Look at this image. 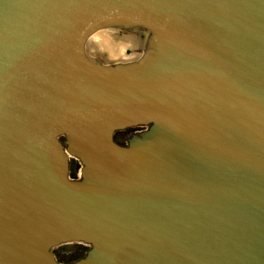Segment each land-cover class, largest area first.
<instances>
[{
	"label": "water",
	"instance_id": "water-1",
	"mask_svg": "<svg viewBox=\"0 0 264 264\" xmlns=\"http://www.w3.org/2000/svg\"><path fill=\"white\" fill-rule=\"evenodd\" d=\"M0 264H264V0H0Z\"/></svg>",
	"mask_w": 264,
	"mask_h": 264
},
{
	"label": "flooded vegetation",
	"instance_id": "flooded-vegetation-1",
	"mask_svg": "<svg viewBox=\"0 0 264 264\" xmlns=\"http://www.w3.org/2000/svg\"><path fill=\"white\" fill-rule=\"evenodd\" d=\"M141 128H128V129H125V130H123V131H118V132H116L115 133V138H116V140H117V142L119 143V144H121V145H124L125 144V139L127 138V137H129L132 133H135V132H137V131H139ZM126 130H128V133H126ZM71 161H73V159L72 158H70V162ZM71 163H69V165H70ZM79 172V170L78 169H72L71 168V165H70V176L71 177H74V178H76L77 176H78V172ZM77 172V173H76ZM59 262H62V261H59Z\"/></svg>",
	"mask_w": 264,
	"mask_h": 264
},
{
	"label": "rangeland",
	"instance_id": "rangeland-1",
	"mask_svg": "<svg viewBox=\"0 0 264 264\" xmlns=\"http://www.w3.org/2000/svg\"><path fill=\"white\" fill-rule=\"evenodd\" d=\"M71 168L78 169L80 168L79 162L77 160H74L70 162ZM78 172V171H77ZM76 172V173H77ZM74 246H71V243H65L58 246H55L52 248V252L55 255H69L70 253H73Z\"/></svg>",
	"mask_w": 264,
	"mask_h": 264
},
{
	"label": "trees",
	"instance_id": "trees-1",
	"mask_svg": "<svg viewBox=\"0 0 264 264\" xmlns=\"http://www.w3.org/2000/svg\"><path fill=\"white\" fill-rule=\"evenodd\" d=\"M86 249H87V248H85V250H84L83 252H81V253L77 256V258H75V259H73V260H71V261H69V262H66V263H70V262H72V261H74V260H76V259L82 257V256L85 254ZM55 258H56V257H55ZM56 259H57V258H56ZM57 261H59V260L57 259Z\"/></svg>",
	"mask_w": 264,
	"mask_h": 264
}]
</instances>
